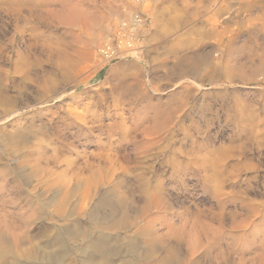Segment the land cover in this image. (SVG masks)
Instances as JSON below:
<instances>
[{
    "label": "rangeland",
    "instance_id": "374dc122",
    "mask_svg": "<svg viewBox=\"0 0 264 264\" xmlns=\"http://www.w3.org/2000/svg\"><path fill=\"white\" fill-rule=\"evenodd\" d=\"M136 7V48L104 60L100 45ZM198 57L213 74L180 73ZM122 75L136 94L119 101ZM180 102L153 136L172 138L143 148L151 121L136 114ZM230 146L220 210L189 163ZM0 171V264H253L264 244V0H0ZM197 219L220 230L218 244L179 240Z\"/></svg>",
    "mask_w": 264,
    "mask_h": 264
},
{
    "label": "bare ground",
    "instance_id": "6f19581e",
    "mask_svg": "<svg viewBox=\"0 0 264 264\" xmlns=\"http://www.w3.org/2000/svg\"><path fill=\"white\" fill-rule=\"evenodd\" d=\"M202 33L205 34L206 32H202ZM189 59L183 58L181 60V62H180L181 63L180 64V66H181L180 67V73H187L188 67H190L189 69L191 70V72L197 76L200 75L201 67H204L203 68L204 71L208 72V74L212 72L211 67H210V63L208 65L207 62L202 61V58L198 57V59H195L194 62L191 64V66L187 65V61H189ZM67 71H69V70H67ZM62 74H63V72H62ZM212 74H213V72H212ZM209 76L210 75H208V77ZM126 78H127V76H126ZM126 78H125V75H122V76L116 78L115 84L119 88V97H118L119 101H120L122 96L126 95L130 91L133 92L134 94H136V92L132 91V89L130 87L131 85L127 83ZM211 78H213V77H211ZM208 82H210V80ZM132 87H134V86H132ZM171 100H174V99L171 98ZM182 106H183V103L180 102V104L178 106H175V107L167 106L161 110H159L157 108H153L154 112L152 115L149 114L148 110L143 108L136 114V116L134 117L135 124H141L142 123L144 126V123L147 122L149 119L151 121L150 125L144 126V129H143L146 136H148L146 138L145 142H143V148H150V147H154V146L158 147L161 145L162 141L170 140V138H172L170 136L171 134H167V136H163L161 138H157V137H153V136L158 135L159 132L163 130V128L168 127V125L172 122L174 112L181 110ZM124 123H125L124 120H121L119 122V125L123 126ZM195 125H196V123H195ZM196 132L198 133L199 131L196 130ZM183 135L186 138L191 137V134L189 132H187L186 129L184 130ZM189 140L191 142V145L196 143V140H193L191 138H189ZM202 143H207V142L202 141ZM201 146H202V144H201ZM236 149H238V146L237 147L236 146H230L229 148H227V147L223 148L222 147V148H218V149L211 148L210 150H207L206 152H204V155L199 158L200 161H199L198 157H196V161L189 163V166L194 164L196 166V167H193L194 169L200 168L204 172L203 181L206 183L205 190L210 192V194L212 196L219 199L220 210L223 209V202H221L222 199L220 200V196L223 194L222 190L225 186V174H226L225 160L230 156L231 153L236 151ZM179 164L180 163L176 164V166H175L176 169H179L181 167ZM1 172L2 171H0V173ZM220 214H221V212H220ZM219 219L221 222V215H220ZM257 227H258V229L260 228V226H257ZM208 235H211V238L213 239L214 244H218V242L220 241L219 237L221 236L220 230H218V228L215 230L210 229L209 227H206V225L204 223H200L199 219H197L196 221H194L192 223V225L190 226V229L188 231L184 230V232L180 234L179 237H181V238L179 240H183L184 238H189L191 244L199 245L198 243H200V240L202 239V237L203 236L207 237ZM0 237H1V235H0ZM263 240H264V237H263ZM176 251H178V250H177L176 245H174V248H173L174 254ZM178 253L179 252H177V254ZM219 255L223 256V253L220 252ZM254 259H255V261L252 262L253 264H264V244L261 248V251L259 253L255 254Z\"/></svg>",
    "mask_w": 264,
    "mask_h": 264
},
{
    "label": "built area",
    "instance_id": "2783aa9c",
    "mask_svg": "<svg viewBox=\"0 0 264 264\" xmlns=\"http://www.w3.org/2000/svg\"><path fill=\"white\" fill-rule=\"evenodd\" d=\"M138 1V0H136ZM145 14L141 7L131 11L128 18L121 20L118 28L112 36L100 45V56L107 61L122 56L124 53L134 50L137 38L145 30Z\"/></svg>",
    "mask_w": 264,
    "mask_h": 264
}]
</instances>
